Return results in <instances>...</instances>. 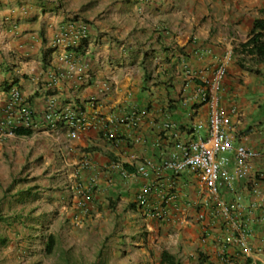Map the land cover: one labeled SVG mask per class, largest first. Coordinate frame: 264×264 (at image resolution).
I'll use <instances>...</instances> for the list:
<instances>
[{"label":"crops","instance_id":"obj_1","mask_svg":"<svg viewBox=\"0 0 264 264\" xmlns=\"http://www.w3.org/2000/svg\"><path fill=\"white\" fill-rule=\"evenodd\" d=\"M258 19L264 20V0H111L81 16L47 0H0V114L13 85L34 109L32 127L19 129L25 134L0 142V163L15 159L36 173L20 194H9L11 185L7 193L0 191V264H88L80 253L74 256L79 260L66 256L74 251L72 243L63 250L59 246V235L68 234L70 224L84 227L76 245L87 251L93 236L101 238L97 255L105 256L104 264H160L163 250L177 253L182 264H264V181L251 178L220 193L227 202L241 195L254 205L249 237L254 252L247 256L226 240L230 223L199 175H180L172 218L151 220L136 202L145 179L123 178L111 169L116 162L134 169L127 164L133 154L139 157L135 164L144 157L159 159L154 140L166 121L176 122L183 138L205 137L208 108L196 99V88L231 55L222 103L235 109L237 143L263 153L254 165L264 171V120L253 118L264 105V61L250 72L235 52ZM80 22L89 27L82 47L55 44L58 34ZM184 62L198 74L193 80L188 81ZM50 100L57 109L74 105L86 110L94 127L74 139L65 124L51 129L44 120ZM134 110L148 120L138 125L117 120ZM111 118L115 122L109 123ZM101 119L115 139L105 136L98 126ZM193 174L197 177L191 180ZM85 191L91 195L87 214L80 208ZM13 199L21 207H11ZM142 231L162 232L156 244L137 243L144 252L148 249L145 259L108 263L111 250L123 249L129 236L139 238ZM110 234L117 240L108 241ZM50 235L56 242L48 254Z\"/></svg>","mask_w":264,"mask_h":264},{"label":"built area","instance_id":"obj_2","mask_svg":"<svg viewBox=\"0 0 264 264\" xmlns=\"http://www.w3.org/2000/svg\"><path fill=\"white\" fill-rule=\"evenodd\" d=\"M88 24L80 22L73 24L56 36V45L73 46L80 48L88 34ZM223 61L211 76L203 77V83L198 85L195 97L208 108L209 129L205 137H182L179 125L174 121H166L160 134L155 138L154 145L158 148L159 159L144 157L139 164L135 161L139 157L130 156L128 165L135 166L130 170L121 162L111 165V169L119 171L123 178L141 176L145 183L136 194V202L144 216L151 220L169 219L171 206L180 198L178 178L185 172H192L204 181L209 198L214 200L220 212L229 221L232 228L226 235V240L237 244L247 256H252L254 248L249 243L252 233L253 207L245 203L243 196L238 195L234 201L227 202L220 197L222 188L234 191L239 183L255 179L264 181V171L255 170V161L263 157V153L246 144L237 143L236 131L232 122V111L223 105V83L228 73V62L231 55ZM65 57H68L66 54ZM185 63V62H184ZM184 71L188 81L198 76L192 72L187 63ZM106 90H110L107 86ZM149 116L143 115L138 110L118 118L122 123L138 125L148 120ZM44 120L51 129L65 124L69 128V136L77 138L82 131H86L94 124L86 110L74 105L62 108L56 107L54 100L44 113ZM115 122L111 118L109 123ZM34 123V109L26 101L18 86L13 85L9 90L6 109L0 114V142L16 135L19 129H30ZM98 126L110 140L116 138L113 129L108 127L105 119L98 122ZM198 128H202L199 125ZM136 139L142 140L139 132L135 131ZM169 143V144H168ZM119 142L116 146H119ZM89 163H84L83 168H90ZM98 173L94 176L97 180ZM253 178V179H251ZM254 192L259 188L254 186ZM90 192L85 191L80 208L84 214L89 211ZM204 214H200L202 219ZM80 219L77 225H80ZM232 264L233 261L229 260Z\"/></svg>","mask_w":264,"mask_h":264},{"label":"rangeland","instance_id":"obj_3","mask_svg":"<svg viewBox=\"0 0 264 264\" xmlns=\"http://www.w3.org/2000/svg\"><path fill=\"white\" fill-rule=\"evenodd\" d=\"M48 4L52 3H58L59 5H62L65 8V11L67 13L71 14H77L78 16L81 15H86L88 12H91V9L94 8V6H97L98 3H106L111 0H47ZM253 118L255 120H264V105H262L260 108H257L255 112L253 113ZM62 173V172H60ZM34 174V171H28L26 168L23 169L20 166V163L16 161L15 159L8 160V163L2 164L0 163V191H3L7 193L6 187L9 190V185L12 186V190H9L8 193L11 195H14L12 193H19L22 191V185L23 183L27 182L31 178H34L35 176H32ZM36 175V173L34 174ZM197 176L195 174L191 175L190 178L191 180L195 179ZM11 183V184H10ZM17 190H19L17 192ZM11 207L17 208L21 207L22 203L18 202L17 200H12V202L9 204ZM68 227V226H67ZM67 233L65 235H59V246L64 249V247H69V243H72V247L74 249L72 254H66V256L71 257L73 259H78L77 257L74 258L75 253H80L79 257L82 259H86V262L88 264H104V255L102 254V259H100L99 254L97 255L99 251V244L102 242L101 238L96 235L93 236L90 241V251H87L86 248L81 246H77L76 242L78 239H81V236L84 231V227L82 228H77L73 227L72 224H70V227L67 228ZM72 231V232H70ZM172 230H169L168 232L171 234ZM162 233V232H161ZM161 233H156L152 234L151 232H144L140 233V237L138 238L137 235L135 236H129V239L127 240L126 244H123V249L119 251L111 250L109 252V257L107 259L108 263H111L110 260H118L125 258L126 260L132 261V259H145L146 257V252L148 249L144 250L142 249L143 247L137 246V243H150L151 245L156 244L157 241L160 239ZM149 234V235H148ZM126 237V236H125ZM116 241L117 238L115 239L113 237V234L109 235V238L107 239L108 241ZM107 241V243H108ZM64 246V247H63ZM129 246L131 247L132 250L129 251ZM84 248V249H83ZM113 248V247H112ZM80 251V252H79ZM79 260V259H78ZM85 262H83L84 264Z\"/></svg>","mask_w":264,"mask_h":264},{"label":"trees","instance_id":"obj_4","mask_svg":"<svg viewBox=\"0 0 264 264\" xmlns=\"http://www.w3.org/2000/svg\"><path fill=\"white\" fill-rule=\"evenodd\" d=\"M235 52L239 56L238 62L241 67L250 72H256L258 70L255 66L264 61V20H256L249 39L240 43L239 46L235 48ZM17 134L25 133L24 131L18 130ZM55 242V237L50 235L46 245V252L48 254L53 252ZM159 262L160 264H182L179 255L169 250H163L161 252Z\"/></svg>","mask_w":264,"mask_h":264}]
</instances>
